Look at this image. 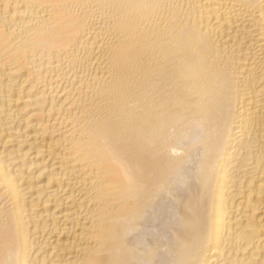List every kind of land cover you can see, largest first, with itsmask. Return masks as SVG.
<instances>
[{
    "label": "bare ground",
    "instance_id": "obj_1",
    "mask_svg": "<svg viewBox=\"0 0 264 264\" xmlns=\"http://www.w3.org/2000/svg\"><path fill=\"white\" fill-rule=\"evenodd\" d=\"M0 264H264V0H0Z\"/></svg>",
    "mask_w": 264,
    "mask_h": 264
}]
</instances>
